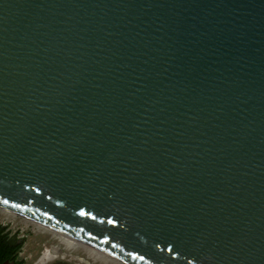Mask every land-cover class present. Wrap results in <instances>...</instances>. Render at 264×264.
<instances>
[{
  "label": "water",
  "instance_id": "1",
  "mask_svg": "<svg viewBox=\"0 0 264 264\" xmlns=\"http://www.w3.org/2000/svg\"><path fill=\"white\" fill-rule=\"evenodd\" d=\"M0 205L132 264H264V0H0Z\"/></svg>",
  "mask_w": 264,
  "mask_h": 264
},
{
  "label": "rangeland",
  "instance_id": "2",
  "mask_svg": "<svg viewBox=\"0 0 264 264\" xmlns=\"http://www.w3.org/2000/svg\"><path fill=\"white\" fill-rule=\"evenodd\" d=\"M0 224L5 226L10 234H15L22 240L23 246L18 255L22 264H54L57 261L69 264H114L104 259H94L83 250L68 248L50 233L38 230L32 224L25 225L18 217L10 218L0 212ZM53 249L56 251L52 252ZM46 252H52L54 258L40 261Z\"/></svg>",
  "mask_w": 264,
  "mask_h": 264
},
{
  "label": "bare ground",
  "instance_id": "3",
  "mask_svg": "<svg viewBox=\"0 0 264 264\" xmlns=\"http://www.w3.org/2000/svg\"><path fill=\"white\" fill-rule=\"evenodd\" d=\"M0 212L3 213L5 216L10 217V218L18 217L22 220V222L25 225L26 224H32L38 230L46 231V232L50 233L51 235H53L54 237H56L59 240V243L62 242L66 247L75 248V250L76 249L83 250V251H85V253L87 255H89L90 257H93L94 259H100V260L104 259V260H107V261L112 262L114 264H132V263L124 261L121 258H118L115 255H112L108 250H104L103 248L95 247L92 244H90L89 242H87L86 240L75 237L74 234H72V233H69V232L67 233L65 231L54 228V227L50 226L49 224H47L41 220H38L34 217H31L29 215H26L24 213H21L19 211L14 210V209L0 205ZM53 250L54 251H52V252L56 251L55 249H53ZM51 253L46 252L45 254H43L40 261H47V260L54 258V254H51ZM101 262H104V261H101ZM104 264H106V263H104Z\"/></svg>",
  "mask_w": 264,
  "mask_h": 264
},
{
  "label": "trees",
  "instance_id": "4",
  "mask_svg": "<svg viewBox=\"0 0 264 264\" xmlns=\"http://www.w3.org/2000/svg\"><path fill=\"white\" fill-rule=\"evenodd\" d=\"M23 242L15 234H10L5 226L0 224V264L12 261L14 264H22L18 255L22 249Z\"/></svg>",
  "mask_w": 264,
  "mask_h": 264
},
{
  "label": "snow or ice",
  "instance_id": "5",
  "mask_svg": "<svg viewBox=\"0 0 264 264\" xmlns=\"http://www.w3.org/2000/svg\"><path fill=\"white\" fill-rule=\"evenodd\" d=\"M5 203H7V201H5Z\"/></svg>",
  "mask_w": 264,
  "mask_h": 264
}]
</instances>
